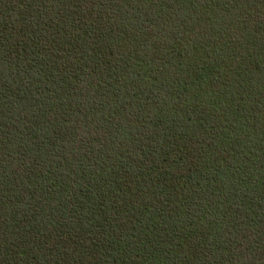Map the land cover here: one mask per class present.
<instances>
[{
  "label": "trees",
  "instance_id": "trees-1",
  "mask_svg": "<svg viewBox=\"0 0 264 264\" xmlns=\"http://www.w3.org/2000/svg\"><path fill=\"white\" fill-rule=\"evenodd\" d=\"M0 264H264V0H0Z\"/></svg>",
  "mask_w": 264,
  "mask_h": 264
}]
</instances>
